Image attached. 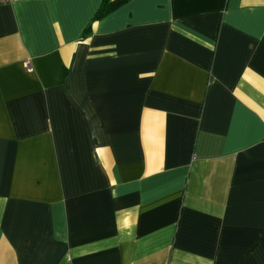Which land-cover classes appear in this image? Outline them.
I'll list each match as a JSON object with an SVG mask.
<instances>
[{"label":"crops","instance_id":"0c3cea01","mask_svg":"<svg viewBox=\"0 0 264 264\" xmlns=\"http://www.w3.org/2000/svg\"><path fill=\"white\" fill-rule=\"evenodd\" d=\"M101 2L0 4V264H264V0Z\"/></svg>","mask_w":264,"mask_h":264},{"label":"trees","instance_id":"16d2710c","mask_svg":"<svg viewBox=\"0 0 264 264\" xmlns=\"http://www.w3.org/2000/svg\"><path fill=\"white\" fill-rule=\"evenodd\" d=\"M125 0H102L98 10L95 13L94 18H100L104 16L106 13L110 12L120 4H122Z\"/></svg>","mask_w":264,"mask_h":264},{"label":"built area","instance_id":"2783aa9c","mask_svg":"<svg viewBox=\"0 0 264 264\" xmlns=\"http://www.w3.org/2000/svg\"><path fill=\"white\" fill-rule=\"evenodd\" d=\"M12 1H14V0H0V4H7V3H10V2H12ZM26 68L28 69V70H31V66H30V64L29 63H26Z\"/></svg>","mask_w":264,"mask_h":264}]
</instances>
